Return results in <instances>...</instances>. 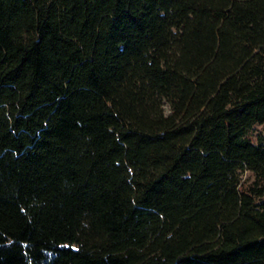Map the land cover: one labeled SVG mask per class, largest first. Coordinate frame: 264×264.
Wrapping results in <instances>:
<instances>
[{
	"label": "trees",
	"instance_id": "16d2710c",
	"mask_svg": "<svg viewBox=\"0 0 264 264\" xmlns=\"http://www.w3.org/2000/svg\"><path fill=\"white\" fill-rule=\"evenodd\" d=\"M262 130L264 0H0V264H264Z\"/></svg>",
	"mask_w": 264,
	"mask_h": 264
},
{
	"label": "rangeland",
	"instance_id": "374dc122",
	"mask_svg": "<svg viewBox=\"0 0 264 264\" xmlns=\"http://www.w3.org/2000/svg\"><path fill=\"white\" fill-rule=\"evenodd\" d=\"M256 127H259V124H257ZM262 132H263V135H264V130H262Z\"/></svg>",
	"mask_w": 264,
	"mask_h": 264
}]
</instances>
